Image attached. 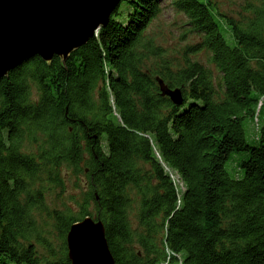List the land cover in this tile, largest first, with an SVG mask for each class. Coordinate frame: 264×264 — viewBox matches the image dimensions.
Wrapping results in <instances>:
<instances>
[{"label": "trees", "instance_id": "16d2710c", "mask_svg": "<svg viewBox=\"0 0 264 264\" xmlns=\"http://www.w3.org/2000/svg\"><path fill=\"white\" fill-rule=\"evenodd\" d=\"M162 1L122 0L64 62L35 56L0 79V264H71L66 235L87 217L114 264H264V0L231 14L166 0L197 37L177 57L146 32ZM70 175L77 210L49 211Z\"/></svg>", "mask_w": 264, "mask_h": 264}, {"label": "water", "instance_id": "95a60500", "mask_svg": "<svg viewBox=\"0 0 264 264\" xmlns=\"http://www.w3.org/2000/svg\"><path fill=\"white\" fill-rule=\"evenodd\" d=\"M122 0H0V79L35 56L64 62L104 27ZM162 95L180 105L179 89L161 81ZM71 264H114L103 224L87 217L66 235Z\"/></svg>", "mask_w": 264, "mask_h": 264}, {"label": "rangeland", "instance_id": "374dc122", "mask_svg": "<svg viewBox=\"0 0 264 264\" xmlns=\"http://www.w3.org/2000/svg\"><path fill=\"white\" fill-rule=\"evenodd\" d=\"M222 10L227 13H235L237 11L236 0H221ZM162 11L160 15L153 20L147 28V33L154 39L156 44L166 47L169 54L177 57L182 47L186 44L194 43L197 40L193 34L188 33V26L183 15L177 14L170 6L169 1L161 2ZM230 40V39H229ZM202 58H200L201 60ZM202 61V60H201ZM203 62V61H202ZM215 77H217L214 71ZM254 128L255 125L253 126ZM250 124L245 123L247 137L254 134V128ZM249 139V138H248ZM231 172V166L228 168ZM65 192L60 193V189L48 193L46 197V205L50 210L63 209L65 206L72 211L77 210L78 204L82 199V182L75 179L72 175L65 177ZM60 195H57V193ZM53 220L48 216L42 215L38 220V231L41 236L53 250L57 251L60 247L61 240L58 233L53 229ZM32 241L36 244L38 250L42 251L40 243L33 238Z\"/></svg>", "mask_w": 264, "mask_h": 264}]
</instances>
